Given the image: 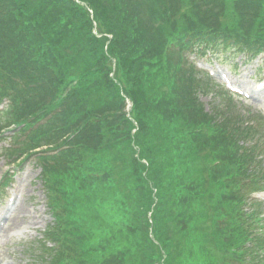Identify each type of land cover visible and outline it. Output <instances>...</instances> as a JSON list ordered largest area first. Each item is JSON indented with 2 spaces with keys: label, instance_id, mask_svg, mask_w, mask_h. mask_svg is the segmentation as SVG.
Returning a JSON list of instances; mask_svg holds the SVG:
<instances>
[{
  "label": "trees",
  "instance_id": "1",
  "mask_svg": "<svg viewBox=\"0 0 264 264\" xmlns=\"http://www.w3.org/2000/svg\"><path fill=\"white\" fill-rule=\"evenodd\" d=\"M129 1L0 0L2 100L10 98L12 105H15L17 126L26 128L35 123L40 125L36 129V147L46 145L48 150L56 151L66 147L67 149L61 151L65 154L72 149L68 143L76 134L83 131L82 135H86L91 134L86 131L98 130V144L95 141L88 145L87 140L88 144L83 141L78 145L88 146L90 158L78 170L76 177L79 181H84L88 175V180L91 181L90 178L93 177V180H98V174L93 175L97 172L102 182L103 178L109 177L107 184L116 186L109 190L110 201L120 205L119 218L127 222L130 231L116 237L102 252L109 264L127 261V257L132 255V249L129 250L132 243L133 248L137 246L139 253L144 255L141 264H211L203 252L192 253L196 256L193 259L191 252H186L183 259L179 260L171 251L170 246L177 244V240L170 237V232L174 235L178 233L182 237L188 236L191 243L194 240L203 243H206V239L215 240L217 248L214 251L223 260L217 258V264H258L254 261V256L264 249L260 237L253 230L255 224H259L260 214L256 210L246 212L247 204L245 205L243 197H229L224 192V197L219 198L212 225L202 228V233L194 240L193 222L187 224L186 230L182 231L191 210L198 211L196 222L210 219L204 210L205 181L201 178L205 174L194 170V157L204 150L206 144L200 140L199 135L188 139L184 128L179 125L167 133L142 119L139 121L145 126L141 125L136 133H132L131 121L125 112V93L130 89L135 93L136 89L148 91L147 85L152 81L147 79V73L160 64L163 54L166 56L172 47L183 45L187 39L213 38L215 41L228 42V46L243 49L252 47L257 40L264 44V38L258 34L254 24L251 28L244 27L245 30L240 32L233 20L220 24L208 22L204 25H191L192 21L197 22V18L191 16L194 3H199L200 6L212 0H181V3L189 4L191 8L176 15L175 6H169L165 14L174 17L171 20L180 26L179 31L174 34L162 54L148 62L133 50V42L140 29ZM214 1H220L218 6L222 4L226 12L229 6L241 7L236 4L238 0ZM261 3L264 4V0H244L241 10L260 11L261 9L256 8H261ZM148 57L150 54L146 59ZM119 58H122L123 65ZM113 69L116 70L115 77L110 75ZM120 69L126 71L128 78H125L124 85L118 79L120 75L117 70ZM68 99L71 102L64 108ZM74 100L76 103H73ZM121 105L122 111L115 109ZM64 117L72 123L75 122L74 125L65 123ZM195 132L201 134L203 130L196 129ZM209 162L206 167L207 176L212 175L210 170L219 167L221 163L218 162L222 161L212 160L211 155ZM86 167L94 171L85 174ZM214 183L220 187L225 186L220 177L215 178ZM123 184L126 187L125 194L119 191ZM208 187L216 190L210 183ZM133 189L139 190L143 197L153 194L154 197L169 198L172 205L169 216L172 222H164L163 214L155 213L157 222L149 234L152 224L147 216L148 210L139 212L138 203L132 198L136 197ZM101 196L105 197L104 192ZM224 198L232 205L225 207L222 203ZM240 203L243 207L231 219L230 208L238 209ZM176 207H182L186 217L178 218L179 211L174 212ZM164 212L166 213L165 210ZM133 215L135 220L131 221ZM229 225L241 228L242 234L236 236L233 233L226 235L228 231L220 232L221 227L226 229ZM131 227L139 228L138 237L129 234ZM51 238L59 239V235L51 234ZM138 240L143 242V246L138 244ZM240 246L239 254L237 250ZM119 252L123 253V258L117 257ZM249 252L252 258L248 263L245 255ZM99 257L100 254L97 259ZM128 261L126 264H131Z\"/></svg>",
  "mask_w": 264,
  "mask_h": 264
},
{
  "label": "rangeland",
  "instance_id": "2",
  "mask_svg": "<svg viewBox=\"0 0 264 264\" xmlns=\"http://www.w3.org/2000/svg\"><path fill=\"white\" fill-rule=\"evenodd\" d=\"M128 4L132 6L131 11L140 29L136 40L133 39L135 40L133 50L148 62L162 54L161 52L167 48L174 34L180 29V26L171 20L173 16L165 15L169 6H175L176 15L191 8L189 4L181 3V0H130ZM218 4L220 1L214 0L200 6L199 3H194L191 16L197 18V22L192 21L191 25H204L208 22L220 24L233 20L240 32L245 30L244 27L251 28L253 22L261 25L264 30V13H262L264 4L258 13L252 11L251 14H244L241 10L244 0L236 1L240 8L229 6L227 12L222 4L219 6ZM263 30L258 29L262 33ZM185 43L192 46L194 41L187 39ZM190 52H186L181 45L177 50L172 47L170 55L163 54L160 64L154 66L153 72L146 75L147 79L152 81L147 85L148 91L136 89L135 93L133 89H130L128 93H125L127 95L125 112L131 121L132 133H136L141 125L145 126L139 121L142 119L145 122H151L156 129L167 133L179 125L184 128L188 139L199 135L200 140L206 144L204 150L194 157V170L205 174L204 178H201L205 181L203 199H206V207L204 210L210 219L196 222L199 217L198 211L188 212L186 226L182 231L186 230L187 224L193 222L192 240H194L199 233H202V228L212 225L219 198L224 197V192H227L229 197H242L241 186L246 182L245 179L256 174L254 170L264 173V92L257 94L260 100L256 98L253 100L251 98L254 97L245 98L227 91L220 85L222 81H230L240 87L234 83L235 81L241 83L243 85L241 87L248 89L249 85L255 81L264 80V57L254 59L247 54L241 59L229 49L220 48L213 55L215 67L209 68L208 77H205L200 73L203 70L202 66L206 65L205 62L199 53ZM149 54L150 57L146 59ZM119 60L123 65L122 58ZM117 71L120 75L118 78L120 84L124 85L128 79L125 75L126 71L123 69ZM115 74L116 70L113 69L110 75L115 77ZM2 90L6 91L4 88ZM26 96L29 97L28 94ZM70 102L71 99L66 100L63 107L65 108ZM73 103L76 101L74 100ZM8 107L9 105H5V110L0 107V113H3L0 115V124L3 126L2 129L7 127L11 130L14 128L12 123L15 122L16 116L13 118L8 114L9 112L7 113ZM115 109L122 111L123 105ZM63 121L70 126L75 123L65 117ZM196 129L203 132L197 134ZM86 132L91 134L82 135L83 131H81L69 141V147L72 149L65 154L56 153V149H54L55 152L44 151L46 146H42V151L37 155L30 156L17 166H9L10 159L18 152L19 144L27 143L28 151L34 149L32 146L36 140V128L30 130L28 134L25 131L20 134L3 131L4 136L0 138L3 140L0 143V215L4 213L1 217L5 216L1 218L0 225L4 219L6 221L11 218V220L6 224L8 227L6 226L5 231L1 232L0 264H43V262L51 264V257L48 255L50 248L47 245V238L44 237V232L47 230L49 233L58 234L59 241L63 244L62 248L56 250L54 264H109L102 252L116 237L130 230H128L127 222L119 218L120 205L117 206L115 202L110 201L109 190L115 189L116 186L112 183L107 184L109 177L103 178L104 182L97 172L93 175L98 174V180H93V177L90 181L88 175L84 181H79L76 177L78 170L83 168L90 158L88 146L78 145L83 141L88 144L87 140L88 145L95 141L99 143L97 129ZM228 132L231 134H227ZM61 137L63 139L64 135L62 134ZM240 139L250 141L256 146L255 151L252 147L245 149ZM233 140H236V143H233ZM254 140L259 142L255 143ZM22 150L24 153L27 152L26 149L22 148ZM42 155L47 157L41 158ZM211 155L212 160H221L222 164L211 169L212 175L207 176L206 167L210 163ZM252 157L254 162H250ZM84 171L88 174L94 169L86 167ZM218 177L222 179L225 186L215 185L214 179ZM208 183L212 184L216 190L209 188ZM245 188L247 190L246 186ZM119 191L125 194L124 184L119 187ZM102 192L105 197L101 196ZM133 194L136 196L132 198L138 203L139 212L148 210L147 216L150 217L152 224L149 234L157 222L155 213L163 214L164 222L165 220L168 223L172 222L169 216L172 208L169 198L154 197L153 194L143 197L140 195L142 193L136 189H133ZM253 197L264 202L262 192L253 194ZM11 202L19 205L15 206L14 211L9 207ZM222 203L225 207L232 205L228 204L225 198ZM241 204L238 205V209L230 208L231 219L236 217ZM178 211V218L186 217L182 207L174 209L175 213ZM134 220L133 215L131 221ZM260 228L264 230V221ZM225 231H228L226 235L233 233L236 236L243 232L241 228L230 225L226 229L220 228V232ZM170 233V237L177 240V244L170 246L171 251L179 260L183 259L186 252L191 254L203 252L211 264H217V258L223 261L219 253L214 251L217 248L215 240L206 239V243L194 240L191 243L188 236L182 237L178 233L175 235ZM129 234L138 237L140 230L133 227ZM137 242L143 246L141 240ZM133 247L132 243L129 250L132 249L134 259L132 255H129L127 261L131 259L129 263L141 264L144 255L139 253L137 246ZM99 254L100 257L97 259ZM117 257L123 258L124 255L119 252ZM195 257L192 254V259ZM127 261L121 264H126Z\"/></svg>",
  "mask_w": 264,
  "mask_h": 264
}]
</instances>
